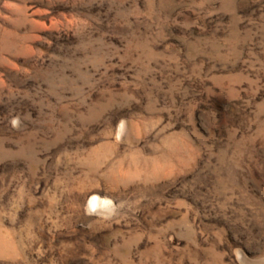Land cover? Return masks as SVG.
<instances>
[{"label": "rangeland", "instance_id": "obj_1", "mask_svg": "<svg viewBox=\"0 0 264 264\" xmlns=\"http://www.w3.org/2000/svg\"><path fill=\"white\" fill-rule=\"evenodd\" d=\"M0 264H264V0H0Z\"/></svg>", "mask_w": 264, "mask_h": 264}, {"label": "bare ground", "instance_id": "obj_2", "mask_svg": "<svg viewBox=\"0 0 264 264\" xmlns=\"http://www.w3.org/2000/svg\"><path fill=\"white\" fill-rule=\"evenodd\" d=\"M93 203L95 205L99 204L100 200H99V197L98 196H94L93 199H92Z\"/></svg>", "mask_w": 264, "mask_h": 264}]
</instances>
